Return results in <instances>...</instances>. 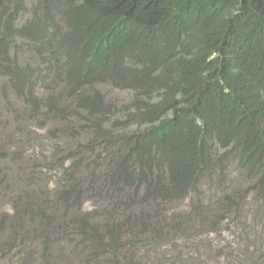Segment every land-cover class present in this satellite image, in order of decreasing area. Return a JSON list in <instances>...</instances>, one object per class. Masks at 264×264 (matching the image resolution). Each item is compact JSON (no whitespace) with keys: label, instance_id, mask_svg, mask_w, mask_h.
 Returning a JSON list of instances; mask_svg holds the SVG:
<instances>
[{"label":"trees","instance_id":"trees-1","mask_svg":"<svg viewBox=\"0 0 264 264\" xmlns=\"http://www.w3.org/2000/svg\"><path fill=\"white\" fill-rule=\"evenodd\" d=\"M17 12L0 0V32L11 31ZM49 23L52 50L44 75L19 65L0 44L2 101L9 81L25 106L54 124L69 126V115L82 118L87 143L110 153L105 163L91 158L85 165L103 170L116 191L109 198L130 226L120 240L104 225L73 224L78 240L69 264H143L120 261L132 254L133 236L145 226V215L132 213L131 191L142 189V202L155 209L177 203L232 160L264 189V0H71ZM50 74L56 78L44 86ZM106 82L132 90L130 108L105 103L97 87ZM116 111L124 117L106 122ZM31 117L27 111L21 120ZM31 214L46 224L40 212ZM54 240H40L34 256L27 253L28 264H65L69 252L54 248Z\"/></svg>","mask_w":264,"mask_h":264},{"label":"rangeland","instance_id":"rangeland-1","mask_svg":"<svg viewBox=\"0 0 264 264\" xmlns=\"http://www.w3.org/2000/svg\"><path fill=\"white\" fill-rule=\"evenodd\" d=\"M7 2L17 10L19 0ZM3 81L0 76V251L5 252L0 264H28L27 253L34 256L40 240L54 237L52 246L69 252L64 261L69 264L70 254H75L71 250L78 240L72 225L94 223V217L86 213L97 208V197L106 198L116 192L106 187L101 178L102 169L85 165L91 158L105 163L103 157L107 154L102 146L87 143L89 126L82 118L69 115L66 127L34 112L35 117L29 122L21 120L28 111L26 99L16 97L7 81V99L3 102ZM97 89L113 109L126 108L132 97L129 87L117 88L106 82ZM116 114L117 111L113 116ZM117 115L124 117L120 112ZM38 121L43 125L37 124ZM116 129L114 125L112 130ZM109 157L110 153L106 158ZM227 169L218 175V180L216 175L200 186L207 193L206 199L188 195L173 206L165 203L155 209L142 202V189L131 191V199L136 200L132 213L138 217L145 215V226H138L143 229L133 236L129 257L143 264H220L219 257L223 256L235 264L242 252H249L252 247L259 246L264 252V196L259 201L253 198L252 189L244 187L240 179L244 170L235 161L227 164ZM251 173L255 174L256 170ZM98 178V185L93 184ZM82 189L88 192L78 208L61 199ZM231 191L243 195L233 199ZM112 203V210L126 217L123 209L117 208L115 199ZM35 211L46 219V224L35 214L29 215ZM126 212L130 213L128 209ZM97 220L110 231L121 234L120 240L126 237V229L119 227L123 224L120 214L99 215Z\"/></svg>","mask_w":264,"mask_h":264},{"label":"clouds","instance_id":"clouds-1","mask_svg":"<svg viewBox=\"0 0 264 264\" xmlns=\"http://www.w3.org/2000/svg\"><path fill=\"white\" fill-rule=\"evenodd\" d=\"M5 1L7 2V0ZM70 1L71 0H19L18 6L20 8L19 9L17 8L16 10L18 12H17L15 20L12 23L11 31L7 29H2V31L0 32V39H1L0 44L2 46V53L8 54L12 59L16 60L17 63L21 66L28 64L32 73L44 75L46 71L44 70L43 67L49 64V59H51V50H52L53 35L50 30L49 16L57 15L60 11H62L69 4ZM34 28L38 32V37L36 38L33 33ZM21 58H23V61L21 60ZM66 68L70 70L71 64L68 63L66 65ZM53 78H56V76L52 74L47 76V78L43 82V85L46 86L48 83L51 82ZM58 88H60L59 85L55 89H58ZM1 91H3L2 88H1ZM130 92L133 93L131 89H130ZM131 98L132 97H130L129 99ZM1 99H3L2 94H1ZM72 104L73 102H71L70 105ZM128 105H132L131 100L127 103V106ZM130 107L131 106L126 107V108H130ZM110 110H113V109H110ZM28 112L30 116H32L33 115L32 112H34L33 107L29 104H28ZM38 115L43 116L42 114H39V113ZM110 115L113 116L114 113L108 114V116ZM116 116L118 117L117 114ZM116 116H113L112 119L108 117L105 121L109 122L110 124L112 121L115 120V118H117ZM227 171L228 169L227 170L222 169V171L216 170L215 172L210 174L201 183V185L203 183H206L209 178L214 179L216 175H217L216 178L218 180L220 177L218 175L224 174ZM241 177H242V183L244 187L251 188L253 191V198L256 201H259L258 197L264 196V189H258V186L256 185L254 178H246V177H243L242 175ZM101 178L105 182L106 187L110 189V186L107 185V181L105 180V177L103 176ZM98 180L99 178L94 180L92 183L95 185H98ZM89 186L90 185H88V187ZM200 186L197 189V191L195 190L188 191L183 194H180L178 196L180 200L177 203H180L181 201H183L188 195L192 196L194 194H196V197H201L202 199H206L207 193L205 189L201 188ZM87 192L88 190L82 189V191L77 190V191L72 192L71 194H66L69 198H71L72 195H75L76 197L79 196V198L76 201L68 202V203L72 207L78 208L79 205L82 203V200L87 194ZM242 195H243L242 192H234V193L232 192L231 196L233 199H239L242 197ZM109 196H107L106 198L97 197L95 201L97 208H92L90 209L91 211L88 210V213L86 214H90L91 215L90 218L94 217L93 218L95 220L94 223H98L97 218H99V215L116 216L120 214V216L122 217L121 221H123V224L121 225L119 224V227L122 229H126V237L124 239H127V229H129L130 226L126 224L127 219H125V217L122 215L121 212L116 214L112 210L111 207L113 206V204L109 203L110 201H112L109 198ZM177 203L170 202L171 204L170 206H173ZM205 208L206 209L208 208L207 202L205 203ZM102 212L104 213L101 214ZM96 214H98V216H96ZM92 226H93V223H87V227H92ZM53 239H55V237L50 240H53ZM126 246H129V245H126ZM122 251L125 252L124 249ZM122 259L126 262L129 261L130 259L129 250L126 256H123L120 258V261ZM219 259H220V264H230L228 260L225 259L223 256H220ZM180 264H191V262H184ZM235 264H264V252L261 250V248H259V246L252 247V249H250L249 252H246V253L242 252V257L239 258L237 261H235Z\"/></svg>","mask_w":264,"mask_h":264}]
</instances>
